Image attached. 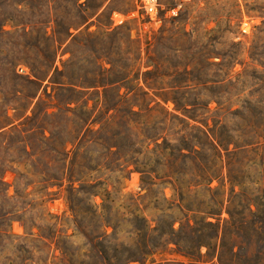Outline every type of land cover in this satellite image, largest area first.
Returning <instances> with one entry per match:
<instances>
[{
	"label": "rangeland",
	"instance_id": "1",
	"mask_svg": "<svg viewBox=\"0 0 264 264\" xmlns=\"http://www.w3.org/2000/svg\"><path fill=\"white\" fill-rule=\"evenodd\" d=\"M20 1L0 0V27L4 25V31H0L1 120L6 110L4 100L10 92V69L14 65H21L30 73L29 64L40 66L45 63L36 47L28 50L23 45L31 40L43 48L39 37L44 35V23L49 22V33L54 34L55 45L58 46L71 25L70 30L77 40L71 37L60 49L57 59L60 69L81 80L96 77L103 82H114L106 94L101 87L99 94L78 95L81 99L79 104L88 97L91 98L89 107L97 100L102 106L107 99L110 105L122 100L121 105L129 108L133 101L144 105L153 97L169 111L183 115L185 112L177 110L172 99L184 95L183 90L171 86L177 80H189L197 86L196 90L187 94L192 100L206 104L213 95L223 101L221 106L212 101L209 104L211 112H207L206 106L202 105L196 109L189 106L186 113L195 110L199 115L198 124L211 136L215 121L218 117L223 119L224 123L218 131H222L232 143L228 152L221 148L224 158L222 175L209 185H193L189 190L188 184L196 179L194 176L191 178V173L201 166H207L211 154L206 140L196 131L193 133L200 136L204 150L197 158L180 160L178 166L184 168V172L172 175L179 178L180 192L185 195L184 204L193 209L197 205L209 209L214 202L224 200L221 214L209 216L208 220L215 222L217 217H221L223 222L230 218L228 210L243 212L251 224L264 219V138H261L263 145L254 150L235 149L246 132L264 135V0H160L159 21L155 29L147 34L144 25L139 26L138 23L142 11L137 7V0H24L27 5H20ZM30 21L41 22L35 28L29 25V35L25 37L23 25ZM138 54L141 60L136 64ZM147 71H151L148 74L150 79L158 81L156 85L145 83ZM137 74L140 83L135 80ZM214 82L218 84L214 85ZM46 83H43L40 94L46 102H50V97L43 91ZM48 92L52 95L56 93L51 86ZM90 92H94V89ZM166 97H169L167 102L164 100ZM68 99V94L63 93V107H66ZM218 108L221 110L214 114ZM50 111L57 112L58 109ZM113 114L111 110L107 116H101L107 127L106 143H89L80 154L76 166V170H80L77 176L88 184L98 185H88V193H75L73 200L78 209V223L91 237L104 232L106 221L110 223L106 227L108 234L114 231V226L117 227L114 237L102 240L104 255L115 261V249L120 252L123 248H133L137 243L134 230L136 216H146L151 227H155L160 219L162 226L169 229L168 223L174 218H183L184 213L176 206L180 201L179 194L170 184L156 177L162 175L164 166L157 168L151 176L156 184L143 186L142 174L133 165L125 169L116 153L107 155V148L114 141L112 137L120 125V119ZM9 115H14L13 109L9 110ZM158 117V114L151 117L134 116L142 124L132 123L133 133L137 135L142 126L146 133H150ZM206 118L208 126L200 120ZM39 124L47 128V135L51 131H60L62 136L55 142L59 148L72 137V134L70 137L68 134L72 123L62 115L43 116ZM99 126L97 124L95 128ZM181 127L175 123L167 130L168 141L173 148L180 147V142L175 141L179 135L174 132ZM139 137L143 139L144 135ZM28 143V150L33 155L24 152L25 142L16 143L9 150L5 149V143H0V171L8 169L3 179L5 183H0L3 190L0 214L8 211L15 213L27 224L20 219L11 221V218L2 224L8 235L0 238V264L93 263L97 258L96 253L88 239L76 228V215L68 200V180L62 187L55 185L49 191L37 184L47 171V165H54V152L49 147L39 146L34 136ZM68 147L72 148L73 145L69 142ZM197 149L201 150V147L197 145ZM165 154L169 155V150ZM154 159V156L150 157V164L153 165ZM18 163L27 164L16 171L10 169V166L16 167ZM18 173L24 178L19 182L20 195L15 197ZM31 182L34 183L26 189ZM8 184H11L10 192L5 195L4 189ZM75 186L79 187L80 183L76 182ZM24 206L25 210L22 209ZM250 208L253 213L249 211ZM143 209L145 212L142 214ZM188 213L192 223L194 217L199 216L194 212ZM33 225L31 234L29 229ZM261 226L258 232H254L250 226L247 228L244 237L236 241L240 249L246 246L250 253H256L262 247L264 251V225ZM174 227H180L179 220ZM152 234L155 236L157 233ZM62 249H68L66 256ZM236 249L240 250L239 247ZM191 263L189 258L177 251L174 244L164 248L162 253L150 256L146 262Z\"/></svg>",
	"mask_w": 264,
	"mask_h": 264
},
{
	"label": "trees",
	"instance_id": "2",
	"mask_svg": "<svg viewBox=\"0 0 264 264\" xmlns=\"http://www.w3.org/2000/svg\"><path fill=\"white\" fill-rule=\"evenodd\" d=\"M19 4L27 5L24 0L20 1ZM13 22L15 23V21ZM38 22L41 21H30L23 25L25 37L29 35L27 27L31 25L35 28ZM15 25L18 24L15 23ZM44 26V35L39 37V40L43 42V48H39L37 43L31 40L27 41V44L23 46L24 49L27 48L28 50L36 47L45 63L40 66L29 64L30 73L27 70L22 72V74L27 76L17 73L21 65L17 67L14 65L10 69V92L7 93L4 100L6 110L2 117L3 119H0V143H5V149L9 150L10 147L14 146L16 143L25 142L23 148L24 152L28 155H33L31 151L28 150L30 146L28 140L34 136L39 146L49 147L50 150L54 152V165H47V171L43 174L42 179L37 181V184L43 185V189L49 191L50 187H54L55 185L62 187L65 180H68L70 185L68 188V200L71 210L76 215V228L88 239L90 247L95 251L97 257L93 263L88 264H146L150 256L156 253H162L164 248H167L171 244L176 246L178 252L189 258L192 261L191 264H264V251L262 247L258 249L256 253L255 251L250 253L248 247L244 246L240 249V246L236 243L237 239L244 237L249 226L252 227L254 232H258L262 227L261 225H264V219H259L251 224L243 212L236 213L228 210L230 218L224 219L223 222L221 217H217L218 219L215 222L208 220L209 216L221 214V207L224 205V200L214 202L213 207H209V209L198 205L196 209H193L188 204H184L185 195L183 192H180L182 187L178 182L179 178H175L172 175L174 173L182 174L184 172L185 169L178 166L180 160L185 161L191 157L197 158L198 154L204 150L203 145L199 141L200 136H202V139L204 138V140H206L211 154L207 159V166H201L196 172L191 173V178L194 176L196 179L188 184L189 190H192L191 187L193 185L196 187L201 184L209 185L213 179L219 178L222 175L224 158L221 148L223 147L228 152L230 144L232 143L228 141L226 135H224L222 131H218L224 123L223 119L218 117L215 121V127L211 136L205 128L198 124L199 115L195 113V110L192 111V113H186L189 111V106L196 109V107H201L202 105L206 106L207 112H211L209 104L212 101H216L219 106L222 105L223 101L213 95H210L211 97L206 104L192 100L187 94L196 90L197 86H194V83H190L189 80H177L174 81V85L171 86L176 90H183L184 95L183 97H173L172 99L176 109L185 112L183 115L169 111L161 101L153 97L144 105L139 101H133L129 108H124L121 105L122 100H118L113 105H110L107 99H105L102 106H100V102L97 100L92 107H89L91 98L88 97L84 99L82 104H79L81 99H79L78 95L84 97L88 94H99L101 87L106 94L114 82H103L96 77H94L93 80H81L69 74L67 70L60 69L57 64L60 49L71 37L77 40V36L73 35V32H71L70 25L67 33L57 46L55 45L54 34H50L48 30L50 23L45 22ZM0 31H4V25L0 27ZM137 56L135 63L139 64L141 56L139 54ZM149 73H151V71L145 72V83L149 86L156 85L158 81L150 79V77H148ZM135 80H137V83H140L139 74L135 76ZM45 81H47V83L43 91L47 97H50V102H46L43 95L40 94L41 87ZM217 84L218 82H214V85ZM49 86L52 87L53 91H56L55 95L48 92ZM91 89H94V92H90ZM63 93L69 96V99L65 103L66 107H63L61 103V96ZM146 94L148 93L146 92ZM53 99L57 102H53ZM23 100H26V102L24 103ZM164 100L167 102L169 97L164 98ZM136 107H138V109H136ZM54 108H57L58 111L51 112L50 109ZM10 109L14 110L13 116L9 115ZM111 110L114 111L113 115H116L120 119V125L119 129L112 137L114 141L107 148V155L116 153L118 155V160H122L121 166L125 169L133 165L134 169L142 174L141 182L143 186L156 184L151 176L153 173H156L157 168L164 166L161 171L162 175L156 177L161 179L162 182L170 184L174 191L179 194L180 201L176 206L184 213L183 218L177 217L168 223L169 229L162 226V221H160V219L157 221L155 227H151L146 216H136L134 230L138 237L137 243L133 248H123L120 252L118 249H115V261L104 255L105 246L102 240H105L109 236L114 237L117 227L114 226V231L108 234L106 227L109 226L110 223L106 221L104 232L91 237L78 223V209L73 200L75 193H88V185L92 187L98 185L97 183L88 184L82 177L77 176L80 170H76V166L80 154L86 149L89 143L98 145L106 143L108 138L106 132L107 127L106 123L102 121L101 116H107ZM219 110H221V108H218L213 113L215 114ZM155 114L159 116L158 121L151 127L150 133H146L143 126L140 127V132L137 133V135L133 133L132 123L142 124V122H138L133 118L134 116L144 115L151 117ZM56 115H62L72 123L71 128L68 129L69 137L71 134L72 137L65 140L60 148L55 145V142L62 136L60 131H51V134L47 135V128L39 124L43 116ZM200 120L208 126V118ZM175 123L182 126L178 131L174 132V134L179 135V137L175 139V141L180 142V147L178 148H173L171 146L170 141H168L169 133H167V130H170L171 126ZM97 124H100V126L96 129L95 127ZM193 131L198 132L200 136L195 135ZM141 134L144 135L143 139L139 137ZM255 137H258V139H255ZM261 138H264V135L260 133L246 132L243 135L242 142L236 144L235 149L250 148L254 150L263 145ZM69 142L73 145L72 148L68 147ZM197 145L201 147V150L197 149ZM31 149L32 151L34 150L32 146ZM166 150H169V155L165 154ZM151 156L155 157L153 165L150 164ZM26 164L27 163H18L16 167L10 166V169L16 171L21 165L26 166ZM31 166L32 168L35 167L34 164ZM7 171L8 169H4L2 172L0 171V183H5L3 179ZM22 178H24V175L18 173L15 180V197L20 195L19 182L22 181ZM76 182L80 183L79 187L75 186ZM33 183L34 182L29 183L26 189ZM10 186L11 184H8V187L4 189L5 195L9 194ZM2 193L3 190L0 189V195ZM93 195L95 196L97 193ZM138 198H141V196ZM22 209L25 210L26 207L24 206ZM185 209H187L188 212L199 214L198 217H194L193 223L191 222L189 213L184 212ZM249 211L253 213L251 208ZM144 212L145 209L142 210V214ZM7 218H11V221L20 219L27 225L26 221L22 220V218L15 213L9 211L2 213L0 214V238L3 235H8V232L2 225ZM177 220L180 221V227L178 229L174 227ZM34 226L35 225L30 227L29 233H33ZM95 226H97V222ZM152 233L157 234L154 236ZM204 247L206 248L205 252H203ZM236 247H239L240 250H237ZM241 251L243 255H241ZM67 252L68 249H62L63 255L66 256ZM118 253H120V255H118Z\"/></svg>",
	"mask_w": 264,
	"mask_h": 264
},
{
	"label": "built area",
	"instance_id": "3",
	"mask_svg": "<svg viewBox=\"0 0 264 264\" xmlns=\"http://www.w3.org/2000/svg\"><path fill=\"white\" fill-rule=\"evenodd\" d=\"M137 7L142 11L138 16L139 26L144 25L145 34L151 33L159 21V12L162 8L160 0H137ZM245 31L247 32V29ZM18 70L24 72L22 67Z\"/></svg>",
	"mask_w": 264,
	"mask_h": 264
}]
</instances>
